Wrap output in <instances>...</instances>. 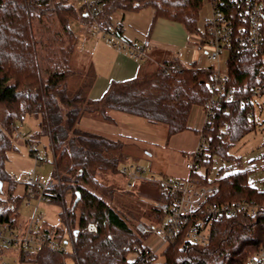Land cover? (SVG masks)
Segmentation results:
<instances>
[{
	"label": "trees",
	"instance_id": "16d2710c",
	"mask_svg": "<svg viewBox=\"0 0 264 264\" xmlns=\"http://www.w3.org/2000/svg\"><path fill=\"white\" fill-rule=\"evenodd\" d=\"M101 1L104 9L99 19L107 29L115 26L117 12L151 7L155 12L153 24L164 18L197 34L206 0ZM74 20L84 23L89 18L82 6L78 10L68 0H0V230L6 234L27 228L22 223L20 207L24 198L32 196L29 184L25 183L24 195L16 194L18 182L5 166L15 147L18 124L35 115L41 117L40 134L50 138L59 173L55 179L60 180L40 199L66 208V216L60 213V226L43 224L40 233L65 245L68 221L79 264H130L129 255L136 246L149 248L145 241L150 234L138 229L142 216L151 222L163 218V213L151 204L161 200L158 186L141 182L150 208L141 216L135 214L126 197L134 196L136 186L120 189L99 180L103 173L122 174L121 167L128 163L125 148L129 144L119 136L88 131L81 126V120L91 116L116 123L113 113H123L143 118L149 124L164 125L169 136L180 133L188 128L192 107L204 106L211 97V71L185 66L169 73L153 70L134 79L112 81L105 94L93 100V65L82 71L72 67L77 56V36L71 25ZM226 63L229 85L238 97L248 99L257 78L262 77L263 59L247 54L228 58ZM77 76L79 83L75 84L72 78ZM257 126L254 104L242 106L238 102L230 105L227 112L217 111L212 123L199 131L207 137L205 152L212 159L203 162V171L191 176L201 184L217 185L211 202L247 201L264 206V190L251 184V169L225 174L227 169L222 167L215 178L211 177L218 158L242 165L230 151ZM34 193L39 196L40 190ZM66 194L70 196L69 203ZM186 237L187 232L182 231L160 254L156 253L155 264H246L264 248V209L214 218L205 244ZM9 248L0 242V259ZM19 250L21 260L32 264H65V259H73L71 251L64 254L47 245L39 251Z\"/></svg>",
	"mask_w": 264,
	"mask_h": 264
},
{
	"label": "built area",
	"instance_id": "2783aa9c",
	"mask_svg": "<svg viewBox=\"0 0 264 264\" xmlns=\"http://www.w3.org/2000/svg\"><path fill=\"white\" fill-rule=\"evenodd\" d=\"M83 12L89 20L82 23L83 34H102L104 38L109 35L108 42L117 50L127 53L132 58L147 60L153 50L150 39L138 43L125 41L119 33L120 24L116 23L112 29L105 28L99 19L104 9L101 0H80ZM209 8V16L204 21L201 30V44L206 48L211 71L210 91L211 97L203 106V126L200 131L207 128L213 121L217 111L227 112L229 106L240 103L254 104L256 97L264 95V61L260 68L262 77H258L257 85L252 89L248 99L238 97L235 89L229 85L230 76L228 70L222 72V64L228 58H239L247 54L264 57V0H206ZM179 63H161L159 70L169 73L180 68ZM207 137L202 135L197 150L189 156L186 168L191 174L203 170V162L209 163L211 156L206 155ZM36 158H40L38 151ZM122 174L127 179V185L134 187L136 182H149L158 186L161 200H154L151 204L163 213V218L150 225L138 224L142 234H150L160 239L161 245H167L176 240L180 233L187 232L189 241L205 244L210 236L211 221L214 218L222 219L226 216H236L242 211L255 213L263 210L264 206H258L254 202H232L218 204L211 202L217 194V185L201 184L198 179L163 177L159 178L150 171L148 166L140 163H131L121 167ZM14 179H17L14 176ZM57 180L43 184L36 175V170L31 168L25 177V183L29 184L30 193L35 196L36 190H40L39 197L54 188ZM207 218L206 221L203 218ZM44 218L43 213L36 212L34 218L27 224L25 230H9L7 236L0 230V242L7 247L26 248L39 251L43 246H49L52 250H60L61 253L72 252L73 259H65V264H79L72 232L68 224V241L60 245L56 240H48L40 233V224ZM66 245L71 247L67 249ZM135 258L130 264H155L156 251L151 247L134 248ZM246 264H264V248L255 256H252Z\"/></svg>",
	"mask_w": 264,
	"mask_h": 264
},
{
	"label": "rangeland",
	"instance_id": "374dc122",
	"mask_svg": "<svg viewBox=\"0 0 264 264\" xmlns=\"http://www.w3.org/2000/svg\"><path fill=\"white\" fill-rule=\"evenodd\" d=\"M68 1L76 9L79 10L81 8L80 0ZM154 15L155 12L151 7H145L136 12H128L124 24L126 30H128L127 32H133L135 28L141 31L145 26L149 27L153 23ZM201 16L204 20L209 16V8L206 3H204L202 8ZM116 23L120 22L114 20V25ZM71 25L79 40L78 47L83 53L74 58L72 67L77 71H82L89 66V59L93 61L99 78L96 86L92 90V98H95V95L97 98H100L109 85L107 83V86L104 87L105 84L103 83L104 78L108 75L111 66L110 63L113 58V54L109 50L114 49L119 53L120 51L109 44L107 40L110 37L109 35L107 38H104L102 34H95L94 36L83 34L81 32L82 23L76 20ZM162 35H165L167 40H175L177 38V36H174L175 34H170L168 31H164ZM87 37H90V39H87ZM87 42L89 43L87 44ZM201 50L203 51H201L203 56L199 62V68L203 69L208 66L209 58L205 54L206 48L203 47ZM125 55L128 56L127 54ZM128 57L130 58V56ZM227 70V63H223V74ZM72 79L75 84L79 83L78 76ZM254 102L255 118L258 123L257 129L244 137L230 151L233 156L241 159L240 164L242 165L239 166V161L224 162L218 158L215 162L211 177L215 178L219 169L222 167L227 169L224 172L225 174L234 173L239 169H251V184L260 190H264V95L256 97ZM202 108L203 106L194 105L188 119L187 130L171 136L168 135L167 128L164 125L149 124L143 118L129 116L123 113H116V123L91 116H84L81 123L84 129L88 131L104 134L112 138H117L118 136L123 138L129 144L125 148L128 154V162L148 166L150 171L159 178L176 177L188 179L191 177V173L186 168L187 161L189 160V156L197 150L200 144L201 133L199 131L203 126V120L202 117H199V114L202 113ZM40 124L41 117L29 115L23 123L18 124L15 132V147L9 153L5 168L12 178L14 176L17 178L18 186L16 188V194L18 195L25 194V177L31 168L36 170V175L41 179L43 184L54 180L55 174L57 173L50 138L47 135L40 134ZM36 151L40 154L39 159L36 158ZM99 180L120 189L128 187L127 179L122 174L103 173L99 177ZM57 182L60 183V180L58 179ZM141 185V182H136L134 184L136 190H133L134 196L126 197V200L128 199L129 202L131 200L132 211L140 216L150 208V199L143 195ZM65 198L69 203L70 196L66 194ZM62 211L66 216V208L64 205L44 201L39 196H27L23 199L20 207L22 223L26 224L34 218L36 212H42L44 218L40 224L41 226L43 224L54 227L60 226L62 224L60 219V213ZM142 222L146 225L151 224V221L144 217V215L142 216ZM66 227H68L67 223ZM6 235L9 236L10 234L6 233ZM145 242L157 254H160L166 247V245L161 246L160 239L158 240L153 235H150ZM66 247L68 250L71 249L69 245H66ZM8 251L12 252V256L17 255L19 248L10 247ZM134 258V253H131L129 260L132 261ZM9 261L11 262L10 256L4 254L2 259H0V264L9 263Z\"/></svg>",
	"mask_w": 264,
	"mask_h": 264
},
{
	"label": "crops",
	"instance_id": "0c3cea01",
	"mask_svg": "<svg viewBox=\"0 0 264 264\" xmlns=\"http://www.w3.org/2000/svg\"><path fill=\"white\" fill-rule=\"evenodd\" d=\"M121 13L117 12L114 15V20L117 22H120L118 24H120L122 28L121 29L122 38L129 43H138V42H143L147 39H150L153 45V50L150 53L149 59L138 60V59L132 58L131 56L129 58L128 57L129 55L125 53L128 55L126 56L125 54H123L124 52L122 51H120L119 53L115 51L114 49H110V50L108 49L113 54V58L110 63L111 66H110V70L108 71V75H106V77L103 80V83L105 84L104 87L107 86V83L109 84L107 87V90L110 84L112 83V81H126L130 79H134L140 74H144V73H147L153 70H158L159 65L161 63H170V62L179 63L181 66H185L188 68L189 67L199 68V62L201 60V57L203 56L202 54L203 51L201 50L203 48L201 45V30L203 29L204 21H205L203 17L201 16V14H200V19H199V24H198L199 32L197 34H191L186 30V28L182 24L175 22V21L167 20L164 18L157 19L155 24L152 23L149 25V27L145 26L143 29H141V31L135 28L134 31L132 32L129 29L130 31L129 33L127 32L128 30H126V27L124 25L126 22L127 13H123V14ZM164 31L166 32L168 31L170 34L171 33L175 34L174 36H177V38L175 40L173 39L167 40L165 38V35H162ZM87 39H90V37H87ZM78 41L79 40L77 38V50H76L77 56L83 54L78 47ZM88 43L89 42H87V44ZM205 54L208 56L207 51L205 52ZM89 64L93 65L94 72L96 74V81H95L93 88L90 91V98L93 100H97L99 99V97L97 98L96 95H95V98H92V90L96 86L99 77L97 76L98 73H96V68L91 59H89ZM209 67H210V60H209L208 66L203 69H207ZM203 111L204 110H202V113L199 114V117H202V120H203ZM115 115L116 113H113L114 118H115ZM81 126H82V123H81ZM4 253L10 256L11 258V262L9 261V263H5V264H32V263L23 262L21 260L20 250L17 255H13V256H12V252H9L8 250H6ZM12 258H13V261H12Z\"/></svg>",
	"mask_w": 264,
	"mask_h": 264
},
{
	"label": "water",
	"instance_id": "95a60500",
	"mask_svg": "<svg viewBox=\"0 0 264 264\" xmlns=\"http://www.w3.org/2000/svg\"><path fill=\"white\" fill-rule=\"evenodd\" d=\"M0 185L2 186V183Z\"/></svg>",
	"mask_w": 264,
	"mask_h": 264
}]
</instances>
